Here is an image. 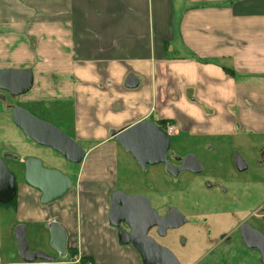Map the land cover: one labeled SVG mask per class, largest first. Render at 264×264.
<instances>
[{
    "label": "crops",
    "instance_id": "obj_1",
    "mask_svg": "<svg viewBox=\"0 0 264 264\" xmlns=\"http://www.w3.org/2000/svg\"><path fill=\"white\" fill-rule=\"evenodd\" d=\"M8 70L30 71L32 86L16 98L0 91V157L9 155L16 179L14 207L0 208V264H25L14 244L2 253L3 235L14 238L18 225L25 238L28 226L40 230L51 252L43 254L56 258L54 223L66 252L35 264H142L108 220L117 157H131L113 131L164 123L183 139L176 150L237 146L245 166L264 170V0H0V72ZM15 106L64 128L85 151L75 179L61 172L72 189L47 205L23 180L32 157L14 151L25 138ZM8 210L17 218L7 214L4 226Z\"/></svg>",
    "mask_w": 264,
    "mask_h": 264
},
{
    "label": "water",
    "instance_id": "obj_2",
    "mask_svg": "<svg viewBox=\"0 0 264 264\" xmlns=\"http://www.w3.org/2000/svg\"><path fill=\"white\" fill-rule=\"evenodd\" d=\"M136 85L137 81L134 78H128L127 88L131 89ZM31 86L32 74L30 71L8 70L0 72V91L6 92L12 98L26 94ZM11 119L25 138L36 145L51 149L71 164L77 165L83 161L85 151L74 139L52 124L34 117L23 107H13ZM110 137L125 152L131 155L141 170L144 171L148 166L159 164L165 167L166 172L172 168L167 158L171 145L170 137L154 123L139 122L119 132H111ZM7 158H9L7 153H3L0 157L1 205L10 203L16 194V179L14 173L5 164ZM13 160L16 161L17 159L14 158ZM187 161H191L194 167L185 166ZM182 164L175 171L176 175L184 171L193 173L202 171L201 165L193 155L186 156L182 160ZM244 167L246 168L245 165ZM196 168H199V170H196ZM22 173L24 182L40 192V203L42 205L60 199L73 186L70 178L57 170L44 168L38 159L28 158L24 160ZM172 212L167 218H160L157 212L151 208L147 198L128 196L115 190L110 198L108 220L110 225L116 229L120 244H131L142 256V264H179L170 251L147 236L149 229L159 228L163 222L172 221L176 226L185 223V219L180 213L174 210ZM173 215H175V218ZM121 223L129 228V234L120 229ZM50 234L51 246L58 253V257L62 258L66 252L65 233L59 225L54 223L50 226ZM13 235L17 242L19 257L25 264L55 262L56 258L41 252H28V243L23 225H18L14 229Z\"/></svg>",
    "mask_w": 264,
    "mask_h": 264
},
{
    "label": "flooded vegetation",
    "instance_id": "obj_3",
    "mask_svg": "<svg viewBox=\"0 0 264 264\" xmlns=\"http://www.w3.org/2000/svg\"><path fill=\"white\" fill-rule=\"evenodd\" d=\"M53 117L55 118V115L51 114L50 118ZM41 120L50 123L47 119ZM158 128L160 129V127ZM65 134L69 136L67 133ZM188 155H193L197 159L202 171L199 173L184 171L176 175L175 171L183 165L182 160ZM262 156L264 159V152ZM167 158L172 167L170 171L166 172L162 164L148 166L146 169L159 166L160 173L169 179L167 188L172 189L171 191L175 194L179 193V196L186 193L185 188L180 190L183 184L186 186L195 182L203 187L205 192L215 191L217 198L213 201L206 197L205 206L203 200L201 202L193 201L196 211L186 216L179 212V209L174 207L172 203H169L163 193L161 202L158 204L159 210H155L158 216L167 218L174 210L184 217L185 223L176 226L172 221L163 222L161 227L149 229L147 236L170 251L179 264H264V207L261 206L249 213L242 210L241 205H239L240 194L234 193L235 191L231 189L235 188L237 184L239 186L241 183H245L242 176L245 175L249 167H244V159L241 155L236 152L230 157L229 163L219 160L212 162L214 164L212 167L209 159L203 162L196 156V153H180L170 145ZM185 166L194 167L191 161H187ZM20 169L23 170V168ZM223 171L225 175L227 173L234 174L233 177L235 178L233 179L231 176V180L227 182L231 186L230 189L225 188L222 185L223 180L219 178ZM157 175H159L158 172L153 176L155 180ZM184 176L189 177L184 181L182 179ZM150 185L152 186L151 183ZM230 191H232L231 194ZM227 197H230L232 204L225 206L224 199ZM152 203L155 204V201L152 200ZM173 217L175 218V215ZM186 227L191 231L192 239L184 231ZM120 229L129 234L130 230L125 224L121 223ZM128 246L135 250L142 262V256L139 252L131 244Z\"/></svg>",
    "mask_w": 264,
    "mask_h": 264
},
{
    "label": "rangeland",
    "instance_id": "obj_4",
    "mask_svg": "<svg viewBox=\"0 0 264 264\" xmlns=\"http://www.w3.org/2000/svg\"><path fill=\"white\" fill-rule=\"evenodd\" d=\"M53 125H55V127H57L59 130L61 131L63 130V132H66L64 128L59 127L56 124ZM15 129L18 131L19 137L22 136V133L17 128ZM170 138H171L170 141L172 148H177L178 145L179 147L181 146L183 140L182 137L172 136ZM215 146L216 145H214V147L211 146V148L213 147V149L211 150L195 149L192 148V146H189V147H185L187 149L180 148L178 151L180 152L182 150L181 153L183 152L185 153L189 152L192 154L196 153V156L199 157V159L203 162H206V160L209 159V162H211L210 166L212 167H214L213 166L214 164H212V162H217L220 160L222 162L229 163L230 157L233 156L234 153L236 152L240 153V150L243 151L240 147L237 146H227V148L226 147L217 148L218 146L216 147ZM252 150L253 148L248 150V152L250 153ZM14 151L17 152L19 157H21L23 153L28 152L27 157H32L34 159L40 160L45 168H52V169L54 168L59 172H65V174H67L70 178L75 179L76 176L75 173L78 171L79 164L75 165L69 163L62 156L58 155L51 149L38 146L34 142L24 138L22 139V143L18 144V146L15 148ZM246 155L248 158H251L249 154ZM7 161L8 160H6V162ZM9 163L10 162L8 161L6 165ZM249 164H250V168L245 173V175L243 174L242 176L244 180L246 179L245 184L241 183L239 186L237 184L235 188H231V186L227 184L228 180H231V176L233 179L235 178L233 177L234 176L233 173H227V175H225L223 174L224 173L223 171L222 174L219 175L220 177L218 176L219 178H221V180H223L222 185L225 188L227 189L231 188L233 189V191H235L234 193L240 194L241 200L239 205H241L242 210L248 213L257 210L261 206L264 207V170L257 171L253 162L249 161ZM159 168H160L159 166L154 168L149 167V169L143 171L136 166V164L129 155L120 151L117 157V173L115 177L117 181L115 182V187H116L115 190L121 191L122 193L128 196H143L147 198L149 201H151L150 202L151 207L156 211L159 210L158 204L159 202H161L162 198L161 199L156 198L155 201L154 192L159 191L161 197H163V193H164L167 201H169V203H172L174 207L179 209V212H181L186 216H189L190 214L196 211V207L193 201L201 202L203 200V205L205 206L206 203L204 202V200L206 197L212 199L213 201L214 199L217 198V194L215 191L205 192L203 187L199 186V184L195 182H192L191 184H187L186 186H184L183 184L180 190H184L185 188L184 191H186V193H184L182 196H179V193L177 194L173 193L171 191L172 189L170 190V188H167V183L169 179H167L160 173ZM70 172H73L74 175H71ZM156 172H158L159 175L156 176L157 179L155 180L153 176ZM188 177L189 176H184L182 177V179H184L185 181L186 179H188ZM208 179L211 181L210 178ZM150 183L152 184V186L150 185ZM231 193L232 191H230V194ZM167 194L169 195L167 196ZM152 200L155 201V204L152 203ZM200 202L198 203L200 204ZM230 204H232L230 201V197L225 198L224 205L227 206ZM8 212L9 213L6 212L3 213L4 226L10 220V218L7 217V214H9L8 215L9 217L12 216V219L17 218L14 210L12 212L8 210ZM6 229L7 228H5L4 231ZM28 230H29V235L26 234V240L28 239L27 240L28 252L30 253L42 252V253H47V255L48 253H51L48 250V247L45 248V244H47V238L45 236L44 237L41 236L42 232L40 230H37L35 234H33L32 231L34 232V229L31 226H28ZM184 231L188 233V235H190L189 238L192 239L193 235L187 227L184 229ZM9 236L6 234L3 235V249H2L3 256L7 258L8 256L11 255L10 253V250H12L11 244H14V255L16 256L17 260H20L18 258L19 254L17 253L18 250L14 240L15 238ZM37 248L39 249L37 250ZM56 259L58 261L61 258L56 256Z\"/></svg>",
    "mask_w": 264,
    "mask_h": 264
},
{
    "label": "built area",
    "instance_id": "obj_5",
    "mask_svg": "<svg viewBox=\"0 0 264 264\" xmlns=\"http://www.w3.org/2000/svg\"><path fill=\"white\" fill-rule=\"evenodd\" d=\"M162 132L165 133L167 136L171 137L175 134V129L173 126L166 125L162 128Z\"/></svg>",
    "mask_w": 264,
    "mask_h": 264
},
{
    "label": "trees",
    "instance_id": "obj_6",
    "mask_svg": "<svg viewBox=\"0 0 264 264\" xmlns=\"http://www.w3.org/2000/svg\"><path fill=\"white\" fill-rule=\"evenodd\" d=\"M163 124L164 123H162V125H160L159 127H160V129L162 130V126H163ZM165 126V125H164ZM14 204H15V198L10 202V203H8V204H6V205H1L0 204V208H12V207H14Z\"/></svg>",
    "mask_w": 264,
    "mask_h": 264
}]
</instances>
